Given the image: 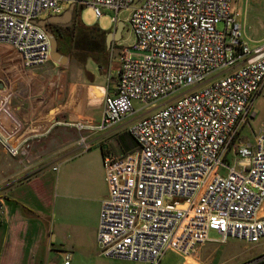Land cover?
<instances>
[{"label": "built area", "instance_id": "1", "mask_svg": "<svg viewBox=\"0 0 264 264\" xmlns=\"http://www.w3.org/2000/svg\"><path fill=\"white\" fill-rule=\"evenodd\" d=\"M64 3L89 5L97 18L109 10L113 24L129 9L135 39L120 50L116 92L105 97L99 129L132 116L135 101H164L129 124L131 151L103 158L109 194L99 214L100 253L160 264L169 249L189 256L210 231L223 242L263 239L264 125L252 142L239 135L256 115L264 54L249 58L254 50L232 0H0V43L24 66L43 65L51 41L34 21ZM78 143L90 147L85 137ZM0 145L13 156L21 151L3 134ZM263 261L264 253L240 264Z\"/></svg>", "mask_w": 264, "mask_h": 264}, {"label": "crops", "instance_id": "2", "mask_svg": "<svg viewBox=\"0 0 264 264\" xmlns=\"http://www.w3.org/2000/svg\"><path fill=\"white\" fill-rule=\"evenodd\" d=\"M62 13L37 20H47L48 29L78 20L74 6L66 22H49ZM118 22L104 30L105 45ZM122 35L106 45L101 61L80 62L60 51L67 55L61 62L51 57L38 67L24 66L10 44L0 43V134L21 146L13 156L0 145V264H64L67 253L69 264H147L105 257L97 243L101 202L109 194L103 158L128 152L117 142L119 130L164 102L145 107L135 101L132 116L99 129L105 97L116 92ZM243 35L254 50L249 58L264 54V43L253 46ZM263 90L264 84L254 104ZM81 137L89 148L80 146ZM209 238L189 256L167 250L160 264H240L264 253L262 239L223 242L216 231Z\"/></svg>", "mask_w": 264, "mask_h": 264}, {"label": "rangeland", "instance_id": "3", "mask_svg": "<svg viewBox=\"0 0 264 264\" xmlns=\"http://www.w3.org/2000/svg\"><path fill=\"white\" fill-rule=\"evenodd\" d=\"M71 4L72 3L62 4V9L59 13L64 12ZM231 9L237 14L238 20L243 24V33L250 39V44L254 46L264 43V0H232ZM75 11L78 20L74 19L73 21H70L67 26L61 27V29L66 32V39L70 37L71 43L74 42L73 39L75 38V30H77L76 28L80 26V22L91 27L97 26L99 29L105 31L109 30L113 25L111 21V12L109 10H105V14L100 18H97L94 9L89 5H75ZM45 15L46 14H43L39 18ZM128 15L129 9H123L119 12L118 17L126 23V26L122 31L123 35L121 43L123 45H130L135 39V35L127 22ZM76 20L79 21L77 26L75 25ZM221 26L222 25H219V27ZM81 51L82 47L78 46V42L76 44H71L69 48V52L72 53V56H74L75 52ZM110 57L111 53L109 52V59ZM136 106L139 107V103H137ZM254 106L256 110L255 117L250 119L249 123L239 135L240 139L244 138L243 140L246 139L245 141L248 142H252L254 140L255 133H258L264 125V90L256 100V104H254ZM127 129L128 125H124L123 129H120V132L116 136L118 144H124L125 148H127L123 150V152L130 151L135 146V142L130 137ZM262 241H264V238ZM237 246L240 247L242 244H238Z\"/></svg>", "mask_w": 264, "mask_h": 264}, {"label": "trees", "instance_id": "4", "mask_svg": "<svg viewBox=\"0 0 264 264\" xmlns=\"http://www.w3.org/2000/svg\"><path fill=\"white\" fill-rule=\"evenodd\" d=\"M76 29L75 38L73 39L74 42L71 43L70 37L68 39L65 38V41L62 42L63 44L58 45L59 50L61 52H69L71 44H76L78 42V46L82 47L81 52H75L74 54L76 55L78 61L82 62L87 59V57H92L96 61H101L107 53L105 45V31L99 29L97 26L91 27L84 25L81 22L80 26ZM55 35L56 37H59L58 34ZM131 138L133 139V137Z\"/></svg>", "mask_w": 264, "mask_h": 264}, {"label": "water", "instance_id": "5", "mask_svg": "<svg viewBox=\"0 0 264 264\" xmlns=\"http://www.w3.org/2000/svg\"><path fill=\"white\" fill-rule=\"evenodd\" d=\"M74 5L68 7L64 13L60 15H52L49 19V22H54V23H60V22H66V20L71 16V13L73 12ZM47 20L45 21L44 19L38 21L35 20L34 23L40 26L43 30L46 31L47 35L50 38L51 41V57L55 59L56 61L61 62V60L67 57V55L63 54L60 52L58 48V41L53 32H51L47 28ZM126 26V23L123 20H120L116 26L115 32H109L106 35V45H110L112 39H117L121 36V32L123 28Z\"/></svg>", "mask_w": 264, "mask_h": 264}, {"label": "flooded vegetation", "instance_id": "6", "mask_svg": "<svg viewBox=\"0 0 264 264\" xmlns=\"http://www.w3.org/2000/svg\"><path fill=\"white\" fill-rule=\"evenodd\" d=\"M79 23V21H77L76 20V26H77V24ZM68 24H57V26L56 25H54V26H48L49 27V30L51 31V32H53L54 34H58L59 35V44H63L62 42L63 41H65V38H66V32L63 30V29H61V27L62 26H67Z\"/></svg>", "mask_w": 264, "mask_h": 264}]
</instances>
